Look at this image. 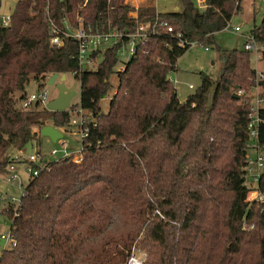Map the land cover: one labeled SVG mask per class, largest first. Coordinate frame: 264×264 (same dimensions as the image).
Instances as JSON below:
<instances>
[{
    "label": "trees",
    "instance_id": "1",
    "mask_svg": "<svg viewBox=\"0 0 264 264\" xmlns=\"http://www.w3.org/2000/svg\"><path fill=\"white\" fill-rule=\"evenodd\" d=\"M180 2L171 11L124 0L15 3L10 24L0 26V171L22 156L26 142L38 141L43 125L69 129L71 110L79 107L90 115L82 125L88 133L81 159L72 153L46 161L29 176L19 203L2 208L15 243L2 249L0 264H128L135 247L147 252L142 264H264V210L245 200L249 97L236 94L255 84L264 88V77L255 81L250 50L222 48L215 40L240 1ZM78 16L86 27L110 23L130 33L139 22H155L156 30L125 60L118 51L126 37L105 47L89 69L73 39L49 41V17L76 25ZM161 20L172 31L158 26ZM246 33L264 46V15ZM190 41L215 45L223 58L215 81L201 73L200 84L181 100L168 75ZM53 72L79 83L73 108L21 107L25 84L33 79L40 88ZM113 73L118 84L102 111ZM257 114L264 119V105ZM258 139L264 143L263 121ZM256 185L264 192L263 177Z\"/></svg>",
    "mask_w": 264,
    "mask_h": 264
},
{
    "label": "rangeland",
    "instance_id": "2",
    "mask_svg": "<svg viewBox=\"0 0 264 264\" xmlns=\"http://www.w3.org/2000/svg\"><path fill=\"white\" fill-rule=\"evenodd\" d=\"M132 5L138 7L142 4L152 3L156 10L159 11H171L176 7H181L180 0H124ZM240 9L235 12L230 20V26L235 24L239 25L240 29L238 31H233L231 28H223L215 33L216 42L222 47L227 49L232 48H241L242 47V36L239 33L245 32L254 21L258 23L260 18L264 15V0H239ZM16 0H3L1 10L3 12H7L13 9L15 6ZM253 17V19H252ZM208 48H205L204 44H193L188 49L181 54L176 61L177 69L172 71V81L175 85L177 96L179 99L184 100L190 92L194 91V89L200 84L201 81V73H206L211 76L212 80L215 81L217 75L219 74L221 68V60L218 55V49L215 45H207ZM263 46L260 45L259 51L250 50L249 51V60L250 65L255 70L264 71V55L262 56ZM99 55L94 58V63L88 64L84 63L82 66L94 69L101 59V52H98ZM223 55V52L220 51ZM118 67V66H117ZM73 81H76L72 77V75L67 73L66 83L71 84ZM110 81L112 83V89L108 92V94L100 100V105L102 111H106L108 108L109 98L113 93V89L116 88L118 84V76L116 73H113L110 77ZM192 84V87H189V84ZM47 87L49 89V97L52 98L56 95V89L53 85H48L47 82L40 88ZM25 90L27 92H31L34 90H38V84L35 80L31 79L25 84ZM77 93L72 97L71 103L74 104L79 100V83L77 82L76 87ZM245 93L249 95L250 99H253L255 96H259L261 92L264 93V88H260L259 86H249L243 89ZM262 90V91H261ZM19 92L15 94L18 95ZM211 93V91H210ZM264 97V96H263ZM71 103L69 106H71ZM73 107L71 106V109ZM76 109V108H75ZM72 111L73 115H78L80 113L79 110ZM83 115H90L87 110H83ZM58 128V127H57ZM63 128L61 127L60 130ZM77 127L71 125L69 129L64 128L62 139H66L68 148L73 146L78 149L80 147V134L77 131ZM73 132V133H72ZM71 145V146H70ZM59 146L58 141H52L46 135H40L38 141H30L26 142L25 145L19 150L21 152V157H19L17 162H20L15 166V170L17 172V177L14 179L8 178V175L3 171L0 172V233H5L10 229L11 226V218L2 208L7 205L9 202V196H21L23 192L24 185L28 182L29 172L26 168L27 162L24 160L26 156L34 152L35 150H40L41 153L48 157L51 156L49 152L52 147ZM73 148V149H74ZM15 152H18L17 149H14ZM23 157V158H22ZM14 159V158H13ZM23 159V160H22ZM12 173V172H11ZM246 183L250 184V180L247 177H244ZM22 183V184H21ZM5 246H9L8 242H5V239L0 237V253ZM147 258V252L139 247H135L132 250V253L128 259V264H142Z\"/></svg>",
    "mask_w": 264,
    "mask_h": 264
},
{
    "label": "built area",
    "instance_id": "3",
    "mask_svg": "<svg viewBox=\"0 0 264 264\" xmlns=\"http://www.w3.org/2000/svg\"><path fill=\"white\" fill-rule=\"evenodd\" d=\"M18 0H16L17 2ZM202 1V0H199ZM3 0H0V26H7L11 21V12H3L1 10ZM47 8V6H46ZM129 14L136 15L134 10L130 11ZM48 23L51 30V35L49 41L54 45H62L64 43V39L71 38L78 45V59L80 64L94 63V57H92V52L97 51L101 52L105 47L113 45L118 41H122L125 38L123 44L119 48L118 54L121 59H127L130 54L134 52L135 45L145 39L147 37L148 32L152 29L156 30L155 22H139L136 29L132 32H127L125 30H119L114 28L108 24L107 28L102 29L99 26L96 27H86L82 23L81 16L77 17V24H73L67 17H62L60 22L57 23L51 17L48 18ZM161 26L163 30L170 32L172 31V26L169 25L165 20H161L158 24ZM226 28H231L233 31L239 30V25L230 26V23ZM177 35H180L177 32ZM184 42L181 41V44ZM196 41H190V46L196 44ZM243 48L248 50H259L260 45L255 43V40L252 38L251 33L244 34V42L242 44ZM264 47V46H263ZM207 49L208 47L205 46ZM84 67V66H83ZM169 78L172 80V73H170ZM264 77L263 71L255 70L254 79L257 81L258 79H262ZM191 87L192 84L190 83ZM258 85H253L255 87ZM236 94L240 95H248L244 92L242 88L236 89ZM249 97V95H248ZM50 99L49 97V89L45 86L38 90H34L31 92H27L26 96L20 100V105L23 108L29 107L32 103L38 102L41 105L45 106V103ZM249 105L247 110V123L245 127L246 131V141L244 144V177H247L250 180L249 187L246 190V201H256L261 204V209L264 210V192L257 188V181L260 177L264 179V143H260L258 139V124L263 121L261 117L257 114L258 107L264 105V97L263 96H255L253 99L248 98ZM78 110L80 113L78 115H73L71 118V123L78 127L77 131H79L80 136V147L76 148H68V144L66 139L58 138L56 141L59 142V146L52 147L49 155L50 159H57L58 157L68 156L73 153V159L75 161H79L82 157V137L86 136L88 133L87 127L82 126L84 120H88L87 115H83V108L79 107ZM19 159V155L16 154L14 156V161L10 162L7 165V175L8 178L14 179L17 177V172L15 170V163H17ZM45 157L40 150H35L34 152L29 153L26 156L27 162V170L30 175H37L39 170L43 168L46 164V161L50 160ZM12 172V173H11ZM1 198V195H0ZM20 201V196H9L8 204L17 205ZM0 237L5 239V242H8V245H12L15 243L14 237L10 231V229L5 233H0Z\"/></svg>",
    "mask_w": 264,
    "mask_h": 264
},
{
    "label": "water",
    "instance_id": "4",
    "mask_svg": "<svg viewBox=\"0 0 264 264\" xmlns=\"http://www.w3.org/2000/svg\"><path fill=\"white\" fill-rule=\"evenodd\" d=\"M46 82L48 85H53L57 93L45 103V107L50 110L67 109L72 97L77 93V82L73 81L71 84L66 83V74H59L58 72L51 73ZM40 133L48 136L54 142L63 136L62 131L52 124L43 125Z\"/></svg>",
    "mask_w": 264,
    "mask_h": 264
},
{
    "label": "crops",
    "instance_id": "5",
    "mask_svg": "<svg viewBox=\"0 0 264 264\" xmlns=\"http://www.w3.org/2000/svg\"><path fill=\"white\" fill-rule=\"evenodd\" d=\"M175 9H177V7L175 8ZM157 11H159V10H157ZM235 25H237V24H235ZM239 29H240V27H239ZM246 33V31L245 32H243L242 34L241 33H239L241 36H242V44H243V42H244V34ZM218 55H219V57H220V60L222 61V58H223V55L218 51ZM254 69H256V68H254ZM190 87V86H189ZM61 127H58V129H60ZM61 131H64L63 129L61 130ZM63 133V132H62ZM73 133V132H72ZM63 137V136H62ZM71 146V145H70ZM70 148H74L73 146H71ZM48 158V157H47ZM18 163H20V162H17V163H15V165L16 164H18ZM4 173H6L7 174V168H5L4 170H2ZM2 171H0V172H2ZM22 184V183H21Z\"/></svg>",
    "mask_w": 264,
    "mask_h": 264
}]
</instances>
